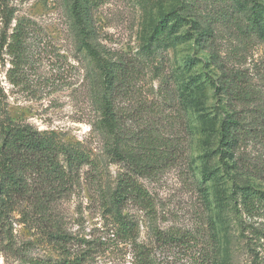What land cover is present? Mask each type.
I'll return each mask as SVG.
<instances>
[{
    "label": "rangeland",
    "instance_id": "obj_1",
    "mask_svg": "<svg viewBox=\"0 0 264 264\" xmlns=\"http://www.w3.org/2000/svg\"><path fill=\"white\" fill-rule=\"evenodd\" d=\"M93 1L89 41L103 60L121 68L109 94L121 122L123 147L138 139L157 140L156 161L137 177L153 209L150 214L134 206L125 211L140 220V240L152 244L150 227L187 232L193 235L196 258L207 262L217 254L214 239L229 232L225 262L250 264L257 256L264 258V217L236 207L234 197L242 185L264 192V32L253 27L250 0ZM258 2L264 7V0ZM73 3L10 0L15 18L32 21L35 29L23 75L15 83L9 76L11 59L0 45V126L8 120L29 124L91 152L100 173L83 167L81 187L57 208L69 232L97 239L105 234V220L94 198L100 195L94 192L109 196L127 166L112 160L103 136L91 131L104 90L78 35ZM173 12L182 18L179 25L167 31L166 40L153 43L161 17ZM2 31L0 14V38ZM196 83L202 90L193 91ZM202 113L215 118L216 128L227 118L237 122L224 163L217 152V130L212 139L203 132ZM205 143L215 151L211 158H205ZM15 235L13 243L0 236V264L60 258L24 224ZM174 257L176 264H188L192 255ZM129 260L128 247L111 243L85 264Z\"/></svg>",
    "mask_w": 264,
    "mask_h": 264
},
{
    "label": "trees",
    "instance_id": "obj_2",
    "mask_svg": "<svg viewBox=\"0 0 264 264\" xmlns=\"http://www.w3.org/2000/svg\"><path fill=\"white\" fill-rule=\"evenodd\" d=\"M95 3L93 0H74L73 3L78 35L100 72V86L104 90L97 100L100 114L91 131L97 137L103 136L112 160L127 166V173L118 179L109 196L97 190L94 192L100 195L97 199L95 196L94 198L102 210L105 234L96 239L94 236L87 238V235L69 232L64 216L57 208L61 200L70 198L81 187L83 167H89L96 175L100 173V166L91 152L78 144L64 142L56 132H41L32 125L8 120L0 126V236L8 237L9 243H13L17 238L16 227L23 230L24 224L37 232L45 244L60 254L57 260L31 259L27 264H85L98 251L108 249L111 243L129 248L128 264H176L173 261L176 253L189 257L192 255L188 264H231L222 259L229 232L214 239L217 254L213 260L206 262L195 256L193 235L178 230L163 231L150 227L154 240L152 244H148L140 240V220L133 214L125 213L129 206L137 207L147 214L153 209L151 197L137 177L149 172L151 163L157 156V140L147 142L138 139L134 145L130 142L123 147L121 122L112 94H109L120 79L117 73L121 68L118 69L119 66L113 62L103 60L92 41H89L93 37L90 9ZM250 3L253 27L263 33L264 7L258 0H250ZM0 14L3 18L0 45L6 48L11 59L9 76L11 78L13 75L15 83L16 77L23 75L28 40L35 28L32 21L15 18L10 0H0ZM181 19L177 12L164 14L155 27L153 43L166 40L170 35L167 31H173ZM170 22L173 24L170 25ZM194 86L196 87H193V91L202 90L197 83ZM199 121L203 132L210 139L215 138L217 130V152L224 163L236 138V120L227 118L220 128H216L212 123L215 118L202 113L199 114ZM205 147V158H211L215 151L209 148V143H205ZM140 150L143 152L139 153ZM96 180L97 176L92 177L91 182ZM237 189L234 190L236 207L240 205L241 210L264 217V192L251 185H242ZM218 208L222 209L223 206L219 205ZM250 264H264V258L257 256Z\"/></svg>",
    "mask_w": 264,
    "mask_h": 264
}]
</instances>
